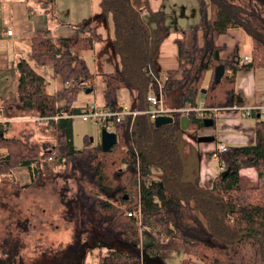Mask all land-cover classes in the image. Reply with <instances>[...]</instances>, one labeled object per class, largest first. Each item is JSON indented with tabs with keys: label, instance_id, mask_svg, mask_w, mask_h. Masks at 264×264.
Masks as SVG:
<instances>
[{
	"label": "trees",
	"instance_id": "1",
	"mask_svg": "<svg viewBox=\"0 0 264 264\" xmlns=\"http://www.w3.org/2000/svg\"><path fill=\"white\" fill-rule=\"evenodd\" d=\"M36 1L49 5L56 0ZM242 1L241 6L235 0H199L200 22L191 30L190 42H179V67L167 70L169 81L164 93L168 96L179 89L178 107L190 109L189 129L204 128L205 118L214 119L212 108L242 106L243 100L235 91L238 70L264 68V0ZM102 4L103 13L97 18L112 13L115 29L112 44L121 59V68L101 73L104 106L113 110L122 106L120 91L126 89L134 97V107L142 110L147 107L149 93L158 90L147 74L148 64L152 63L149 26L131 0H102ZM158 15V29L163 31L161 13ZM238 27L253 37L251 59L241 65L238 58L223 59L222 45L218 44L221 34ZM103 40L97 32L55 38L39 33L32 40L31 50L38 65L51 66L65 83L71 82L64 92L73 98L82 89H94L90 83L95 73L89 70L80 53L95 50L96 43ZM183 60L189 66L179 78ZM220 64L224 65L225 73L216 82L215 69ZM18 69L15 99L38 115H63L64 109L47 90L45 77L24 58L20 59ZM203 90L204 110L200 114L195 109ZM81 109L73 107L71 111L78 114ZM183 116L176 112L173 122L158 127L146 115L128 116L117 125L119 141L107 152L101 143L91 146L88 140L85 148H75L72 119L61 118L49 124L58 132L57 158L49 160L53 145L47 147L37 142L16 145L22 141L1 137L0 173L9 174L17 159L34 179L46 165L61 166L76 174L79 186L76 201L84 217L79 220L81 227L76 225L78 245L72 243L69 248L80 252L82 246L84 251L91 240L92 248L96 245L101 251L106 249L105 254L101 253L100 264H164L159 247H153L150 237L142 245L138 220L128 215V211L138 208L145 220L156 224L154 227L162 237L182 242L187 256L182 264H264V119L254 116L255 143L232 149L231 171L224 177L223 173L217 175L212 187H205L198 179H185L180 144ZM239 153L247 156L257 173L258 184L248 191L239 184ZM154 172H160L162 178L153 181ZM193 201H199L200 207L194 206ZM148 233L151 234L145 231V236ZM79 252L76 263L66 264H81L84 252Z\"/></svg>",
	"mask_w": 264,
	"mask_h": 264
},
{
	"label": "rangeland",
	"instance_id": "2",
	"mask_svg": "<svg viewBox=\"0 0 264 264\" xmlns=\"http://www.w3.org/2000/svg\"><path fill=\"white\" fill-rule=\"evenodd\" d=\"M36 2L41 8L46 5V8L48 7V3L44 5L43 3L40 4L38 1ZM235 3L242 6L243 1L235 0ZM54 6L52 7V12L56 13L62 26L76 25V29H78V25L80 24L83 29L90 23L89 21L86 23L84 22L94 17L95 26L97 30L102 33L104 38L103 41L96 43L95 50L85 52V60L90 68L89 70L95 73V77L90 83L93 84L91 87L94 86L91 92H87V89H82L75 97L68 98L64 92V88L67 87L65 86L66 83L59 75H55L54 78H51L50 84L47 85L49 91L52 93L56 91L54 93L56 104L64 109L63 112L66 115H70L68 118L72 119L75 148H85L88 146L86 143L87 140L91 146H96L101 143L102 126L91 121H85L76 113H72V115V109H70V107L82 108L84 106L86 107V104L92 103L104 105L102 97L104 83H102L101 73L121 68L120 56L115 52L114 45L112 44L115 39V29L113 28L114 18L110 12H106V15L101 18H97L99 14L103 13L102 0H57L54 2ZM41 8L40 10H42ZM197 12L199 15V8ZM170 15L171 14H169L168 17H170ZM169 23H173L171 19L168 20L167 26ZM185 23H187L188 26L191 22L185 21ZM169 27L172 29V24ZM54 29L55 26L49 27L48 24L45 32ZM155 30L156 33L154 37L151 38L152 41L150 40V50L151 44L153 41L156 42L157 39L158 31L156 27ZM190 40L188 42H190ZM151 54L152 53H150V55ZM188 66L189 63L183 60L182 66L178 72L179 78L181 73L188 68ZM205 77L206 82L208 75ZM7 80H9L8 82H12L11 70H0V92H4L7 88ZM90 84L86 86H90ZM14 86L15 89L13 91L16 93V83ZM153 92L160 93L158 90H154ZM163 94L164 103L167 107L176 108L177 110L180 109L178 107L179 100L177 98L178 94H180L179 89L171 91L168 96L165 95L163 90ZM203 95L204 93L198 95V106H203ZM120 100L122 103L124 102L126 106L135 108L134 97L128 90L122 89L120 91ZM21 106L23 107L22 104ZM222 109L226 108L224 107L217 111ZM25 110L29 111V114L32 113V115L26 114L23 117L21 116L20 118L10 120L11 128L8 132L5 128L6 124L0 123V136L3 134L18 139V141H22L21 143H15L16 145L23 144L24 142H37L47 147L53 145L52 149L57 145L59 149L60 144L58 141V132L55 129L56 127L49 125L52 122L57 123L58 120L51 119L49 120L50 122L48 121L49 123L47 122L45 125L37 121L36 117L38 113H36V110L24 108L21 114H23ZM182 115L185 114L182 113ZM246 118L247 119L241 121L251 124V127L239 125L234 127L235 132L229 129V127L235 126L234 124L227 125L226 123L223 124L222 121H219V124L222 123L220 127L219 124H217L213 127H204L197 130L186 129L187 131L184 132L181 137L180 144L182 153L184 148L187 150L189 148V143H194L195 140V144L201 148V155L203 156V148L213 144L215 141L200 142L198 139L201 136L207 135L203 134L204 132H215L214 130L217 128H219L218 131L221 132V135H219L221 140L227 141L230 145L231 142L223 138L224 136L237 139L241 141V143L249 139L251 143L248 142L247 145L255 143L253 126L256 119L253 117ZM250 129V135L246 134ZM235 134L244 135L233 137ZM228 149L229 151L222 154V157L227 160V166H231L229 162H232V149L230 146H228ZM193 159L194 156L188 158L189 162H193ZM237 159H239L238 173L240 174V187L248 191L258 184L255 166L248 160L247 156L243 154L239 153ZM15 160L16 165L9 170L10 173L7 172L9 174L5 175L0 173V264L76 263V254H78L79 249H70L69 247L72 243L78 245L79 239L77 240V237H75V232L77 230L76 225L78 228L81 227L79 220L84 217L82 207L78 201H76L79 189L77 175L65 171L61 166L46 165L41 168L40 176L34 179L31 177L29 170L18 164L17 159ZM202 165L204 167L201 168V174L199 175L200 183L206 187H212L218 175V171H225V169H222L221 162L215 160L212 156L207 158V162ZM193 181L196 180L194 179ZM193 202L195 206L198 208L200 207L199 201ZM145 223L148 228L146 231L152 232V234L148 233L145 236V231L142 232V245H146L150 237L153 247L158 248L159 244L164 242V238L160 235L158 230L155 229L154 226H156V224L153 223V221L146 219ZM91 242L90 240L89 246L86 249L84 248V251H81L83 248L82 246L80 248L79 254L84 252V257L80 260L83 261L81 264H100V257L106 252V249L101 251L96 245L92 248L94 244ZM158 249L161 256L160 258H162L164 264H182L184 257H187L181 248L180 240L171 239L169 241L168 239L167 244L160 246Z\"/></svg>",
	"mask_w": 264,
	"mask_h": 264
},
{
	"label": "crops",
	"instance_id": "3",
	"mask_svg": "<svg viewBox=\"0 0 264 264\" xmlns=\"http://www.w3.org/2000/svg\"><path fill=\"white\" fill-rule=\"evenodd\" d=\"M54 2H50L47 8H41L35 0H0V70H11L12 78V82H8L9 80H7V88L5 89V91L0 92V123L4 125L6 124L5 128L7 132L11 128L10 120L20 118L21 116L23 117L26 114H29V111L27 110H25L24 113L21 114L24 108L21 106L20 102L15 99L18 96L20 76L18 63L20 59H26V61L30 63L31 67L36 72L44 76L47 85L50 84L51 78H54L55 75H59L54 73V70L51 66L38 65L36 63L31 50L33 38L39 33L52 38L75 35L85 36L94 32L102 35V33L98 31L95 26L94 17H91L90 20L84 22L86 23L89 21L90 23L83 29L80 24L78 25V29H76V25L62 26V23L58 20L56 13L52 12ZM131 3L135 8L141 10L142 19L149 26L148 28L151 38H153L156 33L155 27L157 28V39L156 42L153 41V45L151 44L150 50V53H152V66L159 71H167L169 69L178 68L179 42L182 41L187 43L191 39V30L198 24L200 20V12L199 15L197 12V9L199 8V0H131ZM39 7L42 10H40ZM160 13L163 20V31H159L158 29V22L160 18L158 14ZM169 14H171L170 17H168ZM169 19H171L173 23H169V25L167 26V22ZM185 21L191 22L190 25L187 26V23H185ZM48 24L49 27L55 26V29L49 32H45ZM171 24L172 29L171 27H169ZM7 29L13 30L12 36H9L5 33ZM198 37L200 43H202L203 35L201 32L198 34ZM218 44L222 45V50H220L221 56L226 60L234 61L237 58L239 59L246 55L251 57L252 55L253 37L247 30L242 27L230 29L226 33L221 34L218 38ZM85 52L86 51H82L80 53L82 56L81 58L83 59H85ZM235 82V91L237 97L243 100L242 106H254L264 103V68L239 69L236 74ZM15 83L17 85L16 93L13 91L15 89ZM48 92L52 93L49 90ZM122 104H124V102ZM87 105L89 104H86V106ZM72 108L73 107H70V109ZM29 115H32V113ZM213 116L215 122L214 125L219 124V121H222L223 124L226 123L227 125L234 124L235 126L229 127V129L233 131L234 127L239 125L251 127V124L241 121L243 119H247L246 117L249 116L244 115V113L240 109H237L235 107L219 110ZM221 124H219V127ZM253 128L255 132V123ZM218 129L219 128L215 129V132L203 133L215 136V139L212 141L215 142L203 148V156L201 155V148L196 146L195 140L194 143H189V148L187 150L184 148L182 157L185 165L184 175L186 180H199V175L201 174L202 170L201 168L204 167L202 164H205L207 162V158H210L212 156L218 142H222L227 147L230 146L231 149L237 148V146L240 147L243 145H247V143L250 142L249 139H247L244 140V143H241V141H238L237 139L229 136H224L223 138L231 142L230 145L227 141L221 140V137H219V135H221V132L218 131ZM186 131V129H183V131L181 132L180 143L181 137ZM250 132L251 129L246 132V134L250 135ZM243 135L244 134H235L233 135V137ZM1 137L10 136L1 134L0 138ZM192 156H194L193 162H189L188 158ZM221 173L222 171L219 170L218 175H220ZM161 178L162 174L160 172H154L151 175V179L153 181H158ZM150 233L152 234V232ZM163 240L164 242L160 243L158 247L167 244L168 239L164 238ZM181 248L183 249L182 242Z\"/></svg>",
	"mask_w": 264,
	"mask_h": 264
},
{
	"label": "built area",
	"instance_id": "4",
	"mask_svg": "<svg viewBox=\"0 0 264 264\" xmlns=\"http://www.w3.org/2000/svg\"><path fill=\"white\" fill-rule=\"evenodd\" d=\"M5 33L9 36H12L13 30L7 29ZM250 59L251 57H249L248 55L243 56L239 58L238 64L240 65L245 64ZM228 72H230V70H228ZM147 74L151 77L152 82L156 84L158 91L160 93L153 92V91L149 93V95L147 96V100H146V104H147L146 108L139 110L133 107L126 106V104L124 103L119 108L113 110V109L106 108L104 105H98L96 103H92V104L87 105L86 107H83L81 111L78 113V115L85 121H91L93 123L100 124L103 129H106L108 132H115V133H117L116 131L117 125L123 122L128 116L135 117L139 114L146 115L148 119L153 123L156 120V118H158L159 116H173V114L176 113L177 111H181L183 114H185V116H187L190 109L181 108L177 110L176 108L167 107L164 103L163 90H164L166 81H169V74L167 73V71L156 70L152 66V64L149 63L148 68H147ZM71 85L72 84L70 81L66 82L67 87ZM233 107L240 109L246 116H249V117L256 116L262 120L264 119V103L254 105V106L235 105ZM195 110L201 114L204 108L203 106H200V107H196ZM217 110L218 108H212L210 111H212L213 113L212 115H214L217 112ZM72 113L73 112H71V114ZM69 116L70 115H66L63 112V115L61 116L60 115H55V116L38 115L36 118L38 122L44 123L46 125V123L51 119L59 120L61 118H68ZM118 141H119V137H118ZM227 151H229L228 147L225 146V144H223L222 142H218L216 145L215 151L212 154V158L220 161L221 167L224 169H226L229 166V165L227 166V163H226L227 161H225L226 159L222 157V154H224ZM49 153H50L49 160H53L57 158L59 155L58 146L56 145L53 149L50 150ZM128 215L134 216L135 218H137L138 224L140 225L141 232L146 231L148 229L145 223V217L142 214L141 208H138L137 210L128 211Z\"/></svg>",
	"mask_w": 264,
	"mask_h": 264
},
{
	"label": "water",
	"instance_id": "5",
	"mask_svg": "<svg viewBox=\"0 0 264 264\" xmlns=\"http://www.w3.org/2000/svg\"><path fill=\"white\" fill-rule=\"evenodd\" d=\"M225 73V68L224 65H219L216 67L215 69V81L219 82L221 77L224 75ZM87 92H91V89L88 88ZM203 93H205V90L202 91ZM173 122V117L172 116H159L158 118H156V120L154 121V125L155 126H161L167 123H171ZM182 128L183 129H188V125H189V118L187 116H183L182 117ZM204 123V127L209 128V127H213L214 125V119L212 117L209 118H205V120L203 121ZM117 133L115 132H108L106 129L102 128V134H101V146L103 151L107 152L109 151L113 146H115V144H117L118 142V137H117ZM215 139V136L213 135H206V136H201L198 140L200 142L202 141H213ZM231 171V166H228L225 171H222V176L224 177L225 175H227L229 172Z\"/></svg>",
	"mask_w": 264,
	"mask_h": 264
}]
</instances>
